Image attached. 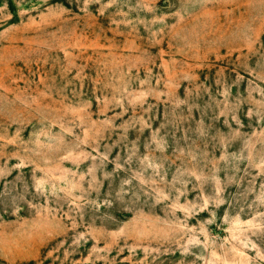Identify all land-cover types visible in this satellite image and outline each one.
<instances>
[{"label":"rangeland","instance_id":"obj_1","mask_svg":"<svg viewBox=\"0 0 264 264\" xmlns=\"http://www.w3.org/2000/svg\"><path fill=\"white\" fill-rule=\"evenodd\" d=\"M0 264H264V0H0Z\"/></svg>","mask_w":264,"mask_h":264}]
</instances>
